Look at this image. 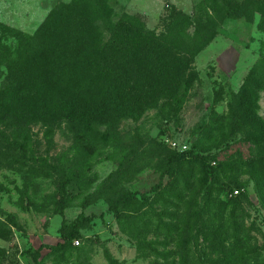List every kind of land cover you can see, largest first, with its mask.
<instances>
[{"label": "rangeland", "instance_id": "374dc122", "mask_svg": "<svg viewBox=\"0 0 264 264\" xmlns=\"http://www.w3.org/2000/svg\"><path fill=\"white\" fill-rule=\"evenodd\" d=\"M69 2L0 0V44L15 51V36L34 35L58 4ZM227 3L241 18H227ZM114 4L160 37L190 35L184 100L176 107L155 89L148 109L114 113L111 146L84 163L77 160L73 123L39 107L54 100L26 96L22 102H30V109L0 123V264H226L235 237L243 244L248 239L246 249L264 264V198L256 186L258 178L264 184V131L231 134L232 103L239 108L254 76L261 83L258 115L264 120V0ZM20 127L31 136L26 155L14 146ZM186 151L193 158L170 170L169 154ZM62 166L78 171L73 204L65 211L59 206ZM212 192L217 202L207 203ZM127 193L138 196L126 202ZM80 215L91 222L67 250H58L63 222L72 224Z\"/></svg>", "mask_w": 264, "mask_h": 264}, {"label": "trees", "instance_id": "16d2710c", "mask_svg": "<svg viewBox=\"0 0 264 264\" xmlns=\"http://www.w3.org/2000/svg\"><path fill=\"white\" fill-rule=\"evenodd\" d=\"M115 7L114 0L60 3L34 35L15 36L18 42L15 51L0 44V79L5 78L0 88V123L9 122L18 112L30 109V102H22L26 96L48 95L54 100L53 105L42 103L39 107L48 108L55 120L63 115L73 123L79 147L77 160L88 163L111 146L116 134L114 113L122 109H148L147 98L151 100L150 92L155 89L162 98L173 99L176 107L181 105L189 83L190 55L184 47L191 43L190 35L160 37L148 31L138 17L118 13ZM225 14L227 18H241L238 9L228 3ZM261 25L264 26V17ZM255 81V76L247 80L239 108L237 103H232L235 119L232 135L248 136L253 127L264 131V120L258 115L261 83ZM155 100L157 103L158 99ZM240 117L247 122L241 123ZM52 133L49 129L47 136L51 138ZM30 144L27 128L20 127L15 135V148L26 155ZM193 154L192 151L169 154V169L174 170L175 165L193 158ZM209 158L202 157V160ZM59 171V206L65 211L73 204L70 189L78 181V171L72 172L70 166H62ZM256 186L264 198V184L259 178ZM213 194L210 193L207 203L217 202L212 201ZM137 196L127 193L124 200L131 202ZM88 222L91 219L83 215L72 224L64 221L63 243L57 249L67 250ZM234 240L236 244H229L233 251L226 264H262L259 254L246 249L248 239L245 244L239 237ZM242 248L247 252L238 255L236 250ZM40 253L41 250L35 253V260L40 258Z\"/></svg>", "mask_w": 264, "mask_h": 264}, {"label": "built area", "instance_id": "2783aa9c", "mask_svg": "<svg viewBox=\"0 0 264 264\" xmlns=\"http://www.w3.org/2000/svg\"><path fill=\"white\" fill-rule=\"evenodd\" d=\"M234 193H235V195H239V191H237V190H236ZM75 244H76L77 246H79V245H80L79 241H76V243H75Z\"/></svg>", "mask_w": 264, "mask_h": 264}]
</instances>
